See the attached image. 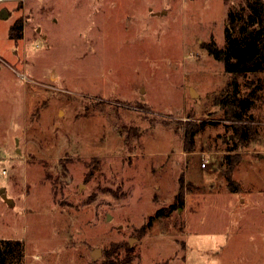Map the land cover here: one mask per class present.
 Masks as SVG:
<instances>
[{"label":"rangeland","instance_id":"374dc122","mask_svg":"<svg viewBox=\"0 0 264 264\" xmlns=\"http://www.w3.org/2000/svg\"><path fill=\"white\" fill-rule=\"evenodd\" d=\"M239 3L0 0V239L22 264H264V89L238 142L202 48Z\"/></svg>","mask_w":264,"mask_h":264},{"label":"trees","instance_id":"16d2710c","mask_svg":"<svg viewBox=\"0 0 264 264\" xmlns=\"http://www.w3.org/2000/svg\"><path fill=\"white\" fill-rule=\"evenodd\" d=\"M20 26L10 28V38L18 40L21 34ZM202 48L215 61L222 63L224 73L229 76L223 90L215 99L216 105L225 114V119L231 121L234 137L238 142L251 139L255 131L247 125L251 121V110L261 99L264 81L260 77L264 73V0H240L236 7L228 8L224 25V45L219 47L213 38L202 44ZM243 79V85L239 83ZM203 123L186 127V139L193 142L196 133ZM189 150V149H188ZM177 201L183 203L182 194ZM173 206L158 210L149 217L142 228L151 227L157 218L169 215ZM23 243L19 240L0 239V264H22Z\"/></svg>","mask_w":264,"mask_h":264},{"label":"water","instance_id":"95a60500","mask_svg":"<svg viewBox=\"0 0 264 264\" xmlns=\"http://www.w3.org/2000/svg\"><path fill=\"white\" fill-rule=\"evenodd\" d=\"M7 18H8V12L5 9H1L0 10V19L1 20H6ZM17 152L19 153L18 150H17ZM0 197L8 205H12L13 204V200L7 196L6 189L5 188H1L0 189ZM129 244H131V241H129ZM99 253H100V250L99 249H94L92 251V257H93L94 260L97 258V256H98Z\"/></svg>","mask_w":264,"mask_h":264},{"label":"flooded vegetation","instance_id":"af4514ba","mask_svg":"<svg viewBox=\"0 0 264 264\" xmlns=\"http://www.w3.org/2000/svg\"><path fill=\"white\" fill-rule=\"evenodd\" d=\"M1 9H5V10L8 12V17L10 16V13H9V11H8L6 8H3V7H2ZM1 9H0V10H1ZM0 20H1V19H0ZM6 20H7V19H6ZM37 31L39 32V31H40V29L38 28V29H37ZM20 39H21V38H20Z\"/></svg>","mask_w":264,"mask_h":264},{"label":"built area","instance_id":"2783aa9c","mask_svg":"<svg viewBox=\"0 0 264 264\" xmlns=\"http://www.w3.org/2000/svg\"><path fill=\"white\" fill-rule=\"evenodd\" d=\"M203 166H204V164H203Z\"/></svg>","mask_w":264,"mask_h":264}]
</instances>
